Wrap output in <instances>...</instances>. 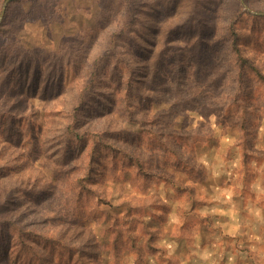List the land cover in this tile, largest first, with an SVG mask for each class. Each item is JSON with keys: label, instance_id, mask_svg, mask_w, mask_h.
Listing matches in <instances>:
<instances>
[{"label": "rangeland", "instance_id": "374dc122", "mask_svg": "<svg viewBox=\"0 0 264 264\" xmlns=\"http://www.w3.org/2000/svg\"><path fill=\"white\" fill-rule=\"evenodd\" d=\"M232 21L264 72V0H0V264H19L10 220L55 230L93 251L92 264H264V95L255 75L243 83L246 137L238 117L220 110L236 88L224 44ZM173 57L190 72L182 83L159 62ZM170 107L171 131L194 132L179 156L155 151L146 180L109 145L148 159L131 119ZM72 123L102 133L92 163ZM65 174L101 201L93 196L83 216L49 225L40 209L66 190ZM43 248L51 247L31 248L22 264H73L41 260Z\"/></svg>", "mask_w": 264, "mask_h": 264}, {"label": "trees", "instance_id": "16d2710c", "mask_svg": "<svg viewBox=\"0 0 264 264\" xmlns=\"http://www.w3.org/2000/svg\"><path fill=\"white\" fill-rule=\"evenodd\" d=\"M8 7H6L4 17L8 15ZM2 25L3 22L0 23V29H2ZM228 31L231 39L229 42L224 44L228 50V54L230 55V57H228V62L230 65L229 69L233 71L230 79L232 83L236 85V88H234L235 90L233 93H230L232 96L225 98L227 99L228 104L225 105L223 109L220 108V110H222V114L225 119H228L232 116L238 117L242 135L245 136L248 135L249 109L247 107L246 99H248L249 96L245 93L243 83L250 74L255 75V78L257 79V82L261 87L260 89L264 95V72L251 60L250 56L247 54L246 48L243 45L244 43L242 42V33H240L239 28L234 21H232L228 26ZM166 60H168L170 64V74L168 75L169 79L173 80L174 83H182L184 82L183 78L187 77V75L188 77L190 76V72L188 68H186L187 66L183 63V59L180 57H173L170 59L160 58L159 62L160 64L162 63V66H164ZM196 60L198 62L201 61L200 58H197ZM195 73L201 76L203 74V70L201 68H197ZM117 79V81H120L121 77L118 76ZM156 80L157 77L155 81ZM136 88L137 86L133 81L127 82L126 90L129 91V93H132ZM127 94L128 93H126V96ZM80 99L82 101L81 105L78 104L74 107V109L78 111L81 110L80 106L84 105L85 102V97L83 94H80ZM184 101H186V99H184ZM214 104H218L217 101H215ZM218 107L219 106L217 105L216 108ZM173 112V107H170L168 109L160 110L150 118L139 119L135 117L136 119H131L132 121L137 122L140 126V131L134 133L136 142L146 144V146L152 150V155L149 156L148 159H142L139 154L132 155L125 149H119L118 147L109 145L114 149L115 152H119L122 154V156L130 158L133 161V164L137 166L138 176L142 175V177H144L146 180L150 179L154 173L156 174L155 171H152L154 164L153 159L155 157L154 152L156 151L163 154L171 152L179 156L181 150L183 149V143L189 142L191 133L194 132L188 131L186 133H173L171 131V126L173 124L171 121L172 114H174ZM70 127L71 128H69V130L73 133V140H76V142L82 146V149H85L87 152L86 154L90 156L89 163H92L93 158L96 157L98 147L101 145L100 141L103 138L102 133L100 132L92 134L91 131L80 133L79 129L74 126V123H72ZM92 135H94L97 140H94ZM91 137L93 138L89 139ZM245 155L247 158L246 161H248L250 159V155L248 153H245ZM71 179L72 178L68 174H65V177L63 178H60L62 182L69 181L68 184H64L66 185V190H63L62 195L57 198V202L51 201L49 207H42V209H40V215L42 218H47L46 223L49 225H52V222H57V224L61 223L63 226H65L70 216L84 214L83 212H85L86 208L90 210L93 196L97 199V201H101L99 193L94 191V189L88 188L87 185L84 184L85 181L83 178L78 177L75 179V181H72ZM143 190L146 191V186L143 188ZM10 228L13 230L11 234L12 240L14 241L12 247L9 249L12 256H14L13 259L16 261V263L22 264L23 261L28 259L24 257H28L29 254H34L35 249L34 252L32 251L34 247H51L50 249L43 248L44 253L41 256V260L44 258L51 260L54 258V254L58 259L66 262L69 260L73 264H92L91 261H89V257L93 251L84 249V246L82 245L70 243L68 240L65 241L63 238L55 237V230L52 226L49 228H53L54 230L52 235H49V232L43 234L37 227H32L31 229L24 228L23 226L17 225L12 220H10ZM118 232H122L121 229H119ZM49 236H51V238ZM119 240L120 237L119 239L116 238L114 240L113 255L117 262L120 260L119 256L122 254L121 246L118 243ZM122 244L123 243L121 242V245ZM97 245L98 243L96 241L91 242V247H96ZM131 248L135 249L139 254H142L140 253L142 251V247L136 243V241H133Z\"/></svg>", "mask_w": 264, "mask_h": 264}, {"label": "crops", "instance_id": "0c3cea01", "mask_svg": "<svg viewBox=\"0 0 264 264\" xmlns=\"http://www.w3.org/2000/svg\"><path fill=\"white\" fill-rule=\"evenodd\" d=\"M223 264H225L226 262L224 261V262H222Z\"/></svg>", "mask_w": 264, "mask_h": 264}]
</instances>
